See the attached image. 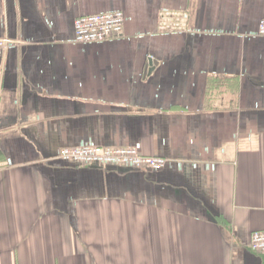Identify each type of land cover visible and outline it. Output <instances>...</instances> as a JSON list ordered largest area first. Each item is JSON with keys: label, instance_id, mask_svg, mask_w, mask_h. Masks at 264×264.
<instances>
[{"label": "crops", "instance_id": "0c3cea01", "mask_svg": "<svg viewBox=\"0 0 264 264\" xmlns=\"http://www.w3.org/2000/svg\"><path fill=\"white\" fill-rule=\"evenodd\" d=\"M114 10L120 36L75 41V18ZM263 17L264 0H0V264H264ZM82 141L168 161L58 157Z\"/></svg>", "mask_w": 264, "mask_h": 264}, {"label": "built area", "instance_id": "2783aa9c", "mask_svg": "<svg viewBox=\"0 0 264 264\" xmlns=\"http://www.w3.org/2000/svg\"><path fill=\"white\" fill-rule=\"evenodd\" d=\"M124 14L119 10L97 14L82 15L74 20V39L76 42H102L121 35ZM252 37L264 36V17L258 22ZM16 43L9 38H0V56ZM58 157L66 162L77 164L116 165L138 170H159L167 159L161 156L145 155L138 145L128 147H103L92 141H82L77 146L62 148ZM248 246L264 252V229L250 234Z\"/></svg>", "mask_w": 264, "mask_h": 264}, {"label": "water", "instance_id": "95a60500", "mask_svg": "<svg viewBox=\"0 0 264 264\" xmlns=\"http://www.w3.org/2000/svg\"><path fill=\"white\" fill-rule=\"evenodd\" d=\"M150 65V64H149Z\"/></svg>", "mask_w": 264, "mask_h": 264}]
</instances>
